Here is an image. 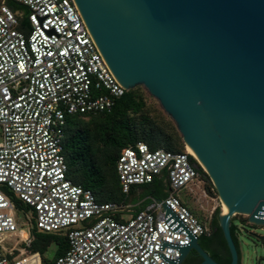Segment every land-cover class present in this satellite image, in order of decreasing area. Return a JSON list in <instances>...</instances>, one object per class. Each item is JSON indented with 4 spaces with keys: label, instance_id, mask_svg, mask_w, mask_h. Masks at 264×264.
I'll return each mask as SVG.
<instances>
[{
    "label": "built area",
    "instance_id": "2783aa9c",
    "mask_svg": "<svg viewBox=\"0 0 264 264\" xmlns=\"http://www.w3.org/2000/svg\"><path fill=\"white\" fill-rule=\"evenodd\" d=\"M14 1L28 15L22 25L21 12L0 6V264H45L29 250L32 219L39 232L67 236V252L52 264H173L192 237L210 232L179 196L191 184L204 185L206 170L186 146L175 153L139 142L118 157L122 191L166 171L165 197L99 202L73 183L63 150L66 117L111 112L128 90L74 0ZM21 212L29 220L23 230Z\"/></svg>",
    "mask_w": 264,
    "mask_h": 264
},
{
    "label": "water",
    "instance_id": "95a60500",
    "mask_svg": "<svg viewBox=\"0 0 264 264\" xmlns=\"http://www.w3.org/2000/svg\"><path fill=\"white\" fill-rule=\"evenodd\" d=\"M128 91L142 86L175 122L229 212L264 226V0H74ZM264 242V236H257ZM200 264H220L192 237Z\"/></svg>",
    "mask_w": 264,
    "mask_h": 264
},
{
    "label": "trees",
    "instance_id": "16d2710c",
    "mask_svg": "<svg viewBox=\"0 0 264 264\" xmlns=\"http://www.w3.org/2000/svg\"><path fill=\"white\" fill-rule=\"evenodd\" d=\"M14 11L23 14L22 25L26 24L28 9L14 0H0ZM142 142L151 150L164 149L180 153L185 151L182 136L175 122L164 112L152 115L148 111L147 100L142 86L127 91L115 104L111 112L68 115L64 128L63 150L67 163V177L75 184L90 189L99 202L132 203L128 196L137 193L141 188L144 193L142 200L154 197L163 198L167 195L168 178L164 171L155 180L146 185L133 186L128 194L122 191L117 173V160L124 148L135 146ZM208 183V191H217L207 173H203ZM138 188V189H137ZM213 190V191H212ZM16 205L27 211L31 209L20 201ZM136 202V201H135ZM145 200L136 207L144 209ZM220 209H217L210 222V232L200 237L201 246L220 264H230L231 254L219 223ZM242 218L244 216L237 215ZM235 216V217H237ZM31 252H39L45 264H52L58 257L64 255L69 243L63 233H44L36 228L32 219ZM231 233L239 249L237 227L231 225ZM56 243L57 248L52 261L45 253L49 246ZM216 246V251L209 248ZM201 258L192 255L185 264H200Z\"/></svg>",
    "mask_w": 264,
    "mask_h": 264
},
{
    "label": "rangeland",
    "instance_id": "374dc122",
    "mask_svg": "<svg viewBox=\"0 0 264 264\" xmlns=\"http://www.w3.org/2000/svg\"><path fill=\"white\" fill-rule=\"evenodd\" d=\"M142 91L147 100L148 111L152 115L164 112L160 103L150 95L146 88L142 87ZM207 187V181L204 185L202 183L191 184L185 190H182L179 196L193 209L194 213L206 226L210 228V222L214 212L220 209V214L222 213V202L218 194L214 192L210 193ZM143 197L144 193L141 194L140 188L137 190V193H132L128 196V201L133 204H138ZM18 216L23 230L28 226L29 220L26 218L24 212L19 213ZM233 224L237 227L241 257L240 264H264V242L256 238V235L264 236V226L253 225L247 218L240 216L233 218ZM56 248V243L48 247L45 256L49 261L53 260Z\"/></svg>",
    "mask_w": 264,
    "mask_h": 264
},
{
    "label": "flooded vegetation",
    "instance_id": "af4514ba",
    "mask_svg": "<svg viewBox=\"0 0 264 264\" xmlns=\"http://www.w3.org/2000/svg\"><path fill=\"white\" fill-rule=\"evenodd\" d=\"M201 241L202 240H200V244H201ZM209 248L211 249V250H213V251H216V246L214 245V244H212V245H210L209 246ZM192 255H197V256H199L194 250H192L190 253H189V255L187 256V258L185 259V261L183 262V264H185L186 263V261L188 260V258L190 257V256H192ZM200 257V256H199ZM201 258V257H200ZM202 260V259H201ZM202 262V261H201Z\"/></svg>",
    "mask_w": 264,
    "mask_h": 264
},
{
    "label": "bare ground",
    "instance_id": "6f19581e",
    "mask_svg": "<svg viewBox=\"0 0 264 264\" xmlns=\"http://www.w3.org/2000/svg\"><path fill=\"white\" fill-rule=\"evenodd\" d=\"M186 150H187L188 152L194 154L193 151L190 149V147L186 146ZM194 155H195V154H194ZM228 212H229L228 207H227L225 204H222V214H227Z\"/></svg>",
    "mask_w": 264,
    "mask_h": 264
},
{
    "label": "crops",
    "instance_id": "0c3cea01",
    "mask_svg": "<svg viewBox=\"0 0 264 264\" xmlns=\"http://www.w3.org/2000/svg\"><path fill=\"white\" fill-rule=\"evenodd\" d=\"M141 201H142V200H141ZM141 201H140V202H141ZM134 204H135V203H134Z\"/></svg>",
    "mask_w": 264,
    "mask_h": 264
}]
</instances>
